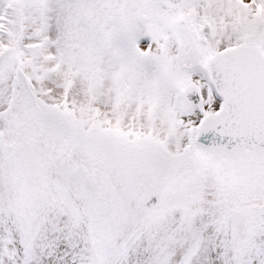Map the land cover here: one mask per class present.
I'll use <instances>...</instances> for the list:
<instances>
[{"label": "snow or ice", "instance_id": "1", "mask_svg": "<svg viewBox=\"0 0 264 264\" xmlns=\"http://www.w3.org/2000/svg\"><path fill=\"white\" fill-rule=\"evenodd\" d=\"M0 264H264V0H0Z\"/></svg>", "mask_w": 264, "mask_h": 264}]
</instances>
